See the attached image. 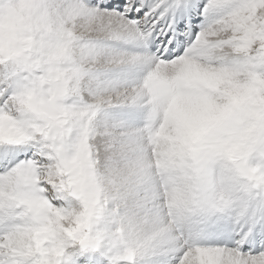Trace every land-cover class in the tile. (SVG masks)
Returning <instances> with one entry per match:
<instances>
[{
	"label": "snow or ice",
	"instance_id": "snow-or-ice-1",
	"mask_svg": "<svg viewBox=\"0 0 264 264\" xmlns=\"http://www.w3.org/2000/svg\"><path fill=\"white\" fill-rule=\"evenodd\" d=\"M25 3L0 33V264H98L102 243L109 264H264V0ZM113 153L187 183L222 154L241 178L144 230L135 181L106 189Z\"/></svg>",
	"mask_w": 264,
	"mask_h": 264
},
{
	"label": "clouds",
	"instance_id": "clouds-1",
	"mask_svg": "<svg viewBox=\"0 0 264 264\" xmlns=\"http://www.w3.org/2000/svg\"><path fill=\"white\" fill-rule=\"evenodd\" d=\"M13 2L16 12L9 13L6 10L0 18V33L5 36L11 30L16 15L27 10L25 0H13ZM192 78L204 82L214 81L221 87L225 86L222 73L197 71L193 73ZM235 79L242 81L243 76H236ZM111 159L113 163L107 176L106 189L109 192L119 189L126 193L127 183L130 180L135 181L140 191L129 196V203L136 205L139 200V206L133 208L130 220L136 227L144 230L167 226L175 218L177 206L193 199L209 206L214 205L225 198L231 185L241 178L237 165L222 154L216 156L214 168L204 176L203 180H196L193 183L181 181L170 172H159L154 167L141 169L140 161L131 153L124 159L113 153ZM152 186H156L155 196L150 191H146ZM112 235L114 241L119 244L121 228L115 227ZM122 251L123 249L118 246L117 254H121Z\"/></svg>",
	"mask_w": 264,
	"mask_h": 264
},
{
	"label": "rangeland",
	"instance_id": "rangeland-1",
	"mask_svg": "<svg viewBox=\"0 0 264 264\" xmlns=\"http://www.w3.org/2000/svg\"><path fill=\"white\" fill-rule=\"evenodd\" d=\"M196 31H199V28H197ZM194 37H195V32H193L192 35L190 36L189 42H191V40L194 39ZM100 227H104V225L101 224ZM108 227L114 229L115 225H108ZM115 252H116L115 249L112 251H108L107 246L104 243H102L101 246L95 252H91L89 254H91L93 257H96L99 261H101L102 263L100 264H109V258L112 255H114Z\"/></svg>",
	"mask_w": 264,
	"mask_h": 264
},
{
	"label": "bare ground",
	"instance_id": "bare-ground-1",
	"mask_svg": "<svg viewBox=\"0 0 264 264\" xmlns=\"http://www.w3.org/2000/svg\"><path fill=\"white\" fill-rule=\"evenodd\" d=\"M189 38H190V37H189ZM189 38H188V39H189ZM89 255L92 256L91 254H89ZM92 257H93V256H92ZM100 263H102V262L98 260V264H100Z\"/></svg>",
	"mask_w": 264,
	"mask_h": 264
}]
</instances>
